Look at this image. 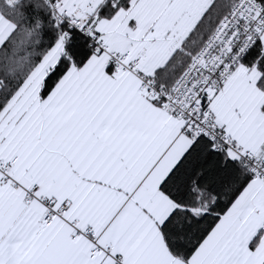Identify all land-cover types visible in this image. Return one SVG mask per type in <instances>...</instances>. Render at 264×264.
I'll use <instances>...</instances> for the list:
<instances>
[{
    "label": "snow or ice",
    "instance_id": "snow-or-ice-1",
    "mask_svg": "<svg viewBox=\"0 0 264 264\" xmlns=\"http://www.w3.org/2000/svg\"><path fill=\"white\" fill-rule=\"evenodd\" d=\"M0 264H264V0H0Z\"/></svg>",
    "mask_w": 264,
    "mask_h": 264
}]
</instances>
